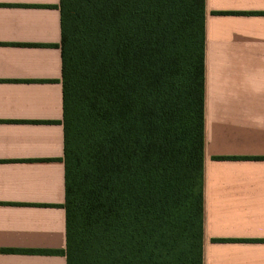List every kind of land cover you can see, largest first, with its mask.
I'll use <instances>...</instances> for the list:
<instances>
[{
	"label": "trees",
	"instance_id": "obj_1",
	"mask_svg": "<svg viewBox=\"0 0 264 264\" xmlns=\"http://www.w3.org/2000/svg\"><path fill=\"white\" fill-rule=\"evenodd\" d=\"M67 264H203L205 0H60Z\"/></svg>",
	"mask_w": 264,
	"mask_h": 264
},
{
	"label": "crops",
	"instance_id": "obj_2",
	"mask_svg": "<svg viewBox=\"0 0 264 264\" xmlns=\"http://www.w3.org/2000/svg\"><path fill=\"white\" fill-rule=\"evenodd\" d=\"M60 0H0V264H67ZM203 264H264V0H205Z\"/></svg>",
	"mask_w": 264,
	"mask_h": 264
}]
</instances>
